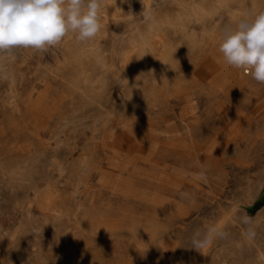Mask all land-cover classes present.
<instances>
[{
  "label": "rangeland",
  "instance_id": "obj_1",
  "mask_svg": "<svg viewBox=\"0 0 264 264\" xmlns=\"http://www.w3.org/2000/svg\"><path fill=\"white\" fill-rule=\"evenodd\" d=\"M221 32L175 63L135 60L136 86L100 74L97 37L9 53L0 264H264V84L224 63ZM212 226L225 237L194 248Z\"/></svg>",
  "mask_w": 264,
  "mask_h": 264
},
{
  "label": "bare ground",
  "instance_id": "obj_2",
  "mask_svg": "<svg viewBox=\"0 0 264 264\" xmlns=\"http://www.w3.org/2000/svg\"><path fill=\"white\" fill-rule=\"evenodd\" d=\"M115 1L120 0H108L111 7L103 17L102 23L104 27L96 36L98 39L95 44L88 45L87 48L91 54L95 52V60L98 61L101 67L99 71L101 75L113 69L115 76L113 77L116 81L121 82L125 80L131 85L136 86L138 83L134 78L136 75L134 77L132 75L138 66L134 65L137 60L138 62L150 61L148 62L150 70H153L154 67L156 68L157 64L164 65L169 61L175 63V61L182 58V54L185 51L189 49L191 52H194V48L199 49L205 41L213 40V37L217 35L215 33L223 30L222 23L216 22L217 18L220 21L222 19L228 20L229 23L236 21L248 12H254L257 9L256 6L259 0H230L229 3L233 2L232 6L227 5L228 0H136L142 2L144 11L134 17L132 15L126 17L120 13L115 14V11L112 10V4ZM169 30L174 31L178 35L176 36L177 41L175 39L172 40V38L169 39L170 37L167 36ZM165 33L166 38L164 41L162 40V50L157 51L156 42L164 37ZM172 34L170 33V35ZM80 46L84 45L80 44ZM198 49H196V52ZM84 50L86 51L83 48L81 52ZM146 52L150 54H146ZM9 53L0 55V73L5 75L9 71L10 61L13 57ZM86 56L90 55L86 54ZM110 73L112 75V72ZM95 76L93 77L95 78ZM125 83L122 84L125 85ZM250 203L251 197L246 200L243 207L249 208L248 205ZM261 218H264V205L260 207L259 213L256 215L257 221L261 220Z\"/></svg>",
  "mask_w": 264,
  "mask_h": 264
},
{
  "label": "clouds",
  "instance_id": "obj_3",
  "mask_svg": "<svg viewBox=\"0 0 264 264\" xmlns=\"http://www.w3.org/2000/svg\"><path fill=\"white\" fill-rule=\"evenodd\" d=\"M110 7L108 0H0V53L46 51L70 36L87 44L102 31ZM218 48L228 67L264 84V10L231 21L222 30ZM224 237L212 226L203 234L197 232L193 245L199 250Z\"/></svg>",
  "mask_w": 264,
  "mask_h": 264
}]
</instances>
